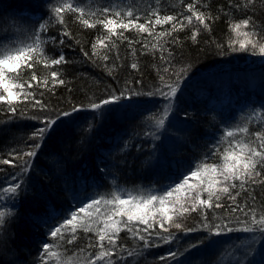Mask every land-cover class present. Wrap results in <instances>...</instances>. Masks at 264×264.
I'll return each mask as SVG.
<instances>
[{"label":"snow or ice","instance_id":"obj_1","mask_svg":"<svg viewBox=\"0 0 264 264\" xmlns=\"http://www.w3.org/2000/svg\"><path fill=\"white\" fill-rule=\"evenodd\" d=\"M81 3L83 0H45L47 19L42 16L26 31L11 35L0 33L3 36L0 39V120H3L0 130L19 120L36 121L39 125L17 142L22 146L12 147L6 154L0 151V174L7 171L2 166L14 170L0 182V201L18 196L23 186L21 180L23 177L30 179L34 158L46 140L74 113L90 110L94 120H102L121 109L141 105L145 102L143 98H152L160 107L144 117L148 130L143 135L146 139H159L156 133L175 113L181 82L189 70L187 66L176 69L173 53L165 44L178 45L180 41L174 33L187 27H191L190 39L195 43L202 30H211L209 22L217 19L201 10L205 7L203 0L188 3L181 0L182 11L163 15L158 6L160 0H156L157 7L146 11L143 23L139 22L142 17L131 7L121 9L112 4L86 9ZM253 3L254 0H244L234 7L246 9ZM66 14H76L75 20L84 29L101 26L107 33L97 36L91 44V55L81 48L89 60L108 61L109 55H101L100 50H115L117 45L113 37L121 42L128 40L132 46L140 41L130 40L125 32L146 33L142 50L161 53L158 80L152 88H135L129 80L122 89L106 91L101 98H90L86 105H73L68 110L45 103L42 98L46 92L54 93L56 86L65 84L59 66L68 61L62 51L58 56L49 55L48 47L60 48L66 43L63 37L72 38ZM54 23L63 26L59 39L49 35ZM164 25L170 27L157 31V26L163 29ZM228 28L234 37L228 41L229 51L264 57V27L245 16L232 20ZM217 47L223 48V45ZM38 65L49 69V75L38 76ZM138 67L137 63L131 64L132 69L138 70ZM113 71L114 67L109 68V75ZM134 83L142 82L136 80ZM40 88L44 91L37 93ZM252 124L259 125V130H250ZM93 127L90 121L88 130ZM179 175L178 180L158 187L128 190L116 186L107 194L77 200L55 224L49 225L50 240L42 242L36 264H139L145 250L171 245L177 233L195 232L207 233V237L183 251L169 247L165 254L158 256L160 264H189L188 256L193 249L219 243L211 238L232 233L247 234L229 253L230 256L239 253L235 264H245V261L255 264L247 258L258 242L260 250L264 249V203L258 202L254 194L256 187L264 188V109H254L243 125L226 129L210 156ZM242 193L247 196L242 197ZM218 209L222 212L218 213ZM192 213L198 214L199 221L187 226L185 221ZM6 217L14 219V212L0 209V228L7 223ZM121 233L125 235L122 237ZM82 240L86 243H78ZM129 240L131 246L125 247ZM260 264H264V259Z\"/></svg>","mask_w":264,"mask_h":264},{"label":"trees","instance_id":"obj_2","mask_svg":"<svg viewBox=\"0 0 264 264\" xmlns=\"http://www.w3.org/2000/svg\"><path fill=\"white\" fill-rule=\"evenodd\" d=\"M143 1L147 3L141 0H128L121 9L133 8L134 12L142 17L139 22L143 23L146 11L150 7H157L156 0ZM183 2L188 3L191 0H183ZM203 2L205 7L201 10L217 17L209 22L211 30H202L194 43L190 39L192 29L187 27L184 31L174 33L180 41L178 45L165 44V47L173 53L176 69L185 66L189 69L181 82L180 92L189 82L186 77L191 72H203L208 68L222 70L226 67L233 70L246 69L248 56H254L249 52H231L227 47L232 36L228 25L232 20L250 16L257 26L264 27V0H254V3L246 9L234 7L236 3L243 4L244 0H231V3L230 0H203ZM89 5L92 6L83 2L80 6L87 9ZM158 6L162 15L182 11L181 0H160ZM75 15L66 14L65 17L72 38L63 37L66 43L60 48L51 45L48 47L49 55L58 56L62 51L68 62L59 66L65 84L56 86L54 93L46 92L42 98L45 103L50 107L68 110L73 105H86L90 98H101L106 91L122 89L129 80L133 81L132 86L135 88L143 90L152 88L158 80L157 68L161 66V53L142 50L146 33L140 34L135 30L125 32V36L130 40L140 41L132 46H129L128 40L121 42L113 37L117 48L113 51L100 50L101 55H109L108 61L95 58L89 60L83 55L81 48L91 55V44L97 36L107 33L101 26L96 29H84L75 20ZM62 27L58 24L50 26L49 35L59 39ZM169 27L170 25H164L161 29L157 26V31ZM218 44L223 45V48H218ZM133 49H135L134 54ZM132 63L138 64V70L131 68ZM113 67L114 71L109 75V68ZM36 71L41 77L50 73V70L45 69L43 65H38ZM255 79L260 80L257 89L259 94L248 98L249 107L245 113L239 116H228L221 112L218 115L203 114L202 117L193 118V121L184 113L179 114L181 119L178 121H182L184 125L173 130L165 125L157 131L159 139L156 140L144 137L143 133L148 130L146 127L148 122L145 121L144 116L136 115L132 118L125 116L122 112L127 109H121L102 120H94L90 110H83L74 113L72 118H65L66 123L51 134L38 156L34 158L30 179L22 178L23 186L18 196L0 201V209L7 208L14 212V219L6 217L7 223L0 228V264H36L42 242L50 240L47 235L49 225L55 224L71 208L72 198L76 195L90 191L107 194L116 186L128 190L138 187L147 189L178 180L180 173L211 155L217 145V136L222 135L224 129L243 125L254 109H264V77L259 74ZM136 80L142 83L135 84ZM36 91L39 93L44 89L40 88ZM90 121L94 124L91 131L88 130ZM2 123L3 120H0V124ZM34 126H39L36 121L19 120L0 130V151L6 154L10 148L22 146L17 142L33 131ZM250 130H259V125H250ZM126 143L128 147H125ZM108 164L111 167L109 172L105 170ZM2 167L7 171L0 174V182L5 180L8 172L14 171L9 166ZM254 194L258 202L264 203V188L256 187ZM243 196H247V193H242ZM216 211L222 212L219 209ZM198 221V214L192 213L185 223L187 226H194ZM79 235L83 237V233ZM124 235L121 233L122 237ZM246 235L232 233L227 236L212 237L213 240L225 239L226 242L233 241V243L221 249L212 248V251L211 248L206 247L213 244L201 245L198 249H193L189 256L195 264H235L239 256H230L229 253ZM206 237L207 233L202 232L177 233V239L171 245L145 250V255L139 258V264H160L158 256L165 254L169 247L172 250L183 251L188 245ZM78 243H86V241L82 240ZM129 246H131L130 240L125 242V247ZM260 248L261 245L257 243L247 259L260 264L264 259V249L260 250ZM195 251L197 255L201 253L202 257L198 258ZM225 254L228 255L224 256Z\"/></svg>","mask_w":264,"mask_h":264},{"label":"bare ground","instance_id":"obj_3","mask_svg":"<svg viewBox=\"0 0 264 264\" xmlns=\"http://www.w3.org/2000/svg\"><path fill=\"white\" fill-rule=\"evenodd\" d=\"M147 1L152 2L154 0ZM83 2L90 3L92 6L114 4L119 8H124L128 0H83ZM141 2L147 3L143 0ZM47 12L45 0H0V33L8 32L11 35L26 31L32 27L33 22L40 20L42 16L47 19ZM21 18H24L23 22H20ZM51 26H56V24L54 23ZM2 38L3 36L0 35V39ZM263 71L264 69L262 71L261 69H252L250 72L262 75ZM244 72H246L244 68L233 70L229 67L222 70L221 68H208L203 72H191L186 77L189 82L181 92H178L177 108L173 116L169 117V121H166V127L173 130L184 125L182 121H178V119H181L179 114L183 115V113L193 121V118L202 117L203 114L218 115L221 112L225 115L233 116L246 108L247 105L249 107V104H247L248 98L259 94L256 89L257 85L254 87L253 83H259L260 80H256L251 76L252 78L250 77L247 81L248 86H242L241 82L236 83L242 81L240 74ZM262 77L264 76L262 75ZM144 100L145 102L141 105L129 108L127 109L128 111L126 110L122 114L131 118L136 115L145 117L160 107L158 102L150 98ZM131 121L135 120L131 119ZM217 241L219 243L207 245L206 248H224L228 244L233 243V241L226 242L225 239ZM195 254L198 258L202 257L201 253L197 255L195 251ZM188 262L189 264H195L190 256H188Z\"/></svg>","mask_w":264,"mask_h":264},{"label":"rangeland","instance_id":"obj_4","mask_svg":"<svg viewBox=\"0 0 264 264\" xmlns=\"http://www.w3.org/2000/svg\"><path fill=\"white\" fill-rule=\"evenodd\" d=\"M24 21V18H21V20H20V22H23ZM232 38H234L233 36H231V39ZM264 63V57H260V56H254V57H249L248 59H247V61H246V64L245 65H247V69H249L250 71L252 70V69H261V71L264 69V67H262L261 65H264L263 64ZM247 69H244V71H246V72H244V73H242V74H240V76L242 77V81H238V82H236V83H240L241 82V85L242 86H248L247 85V81L249 80V78L251 77V76H253L254 78L256 77V74H253L252 72H250L249 70H247ZM253 74V75H252ZM263 76H264V71H263V74H262ZM252 78V77H251ZM255 85H257V88L256 89H259V83H257L256 82V84L255 83H253V86L254 87H256ZM248 106V105H247ZM246 106V108H244V111H242V113L241 114H243V113H245V111L248 109V107ZM240 114V115H241ZM126 123H124V125H125ZM226 129H224L223 130V132L225 131ZM220 137H221V135L220 136H217V139L216 140H219L220 139ZM107 141H110V140H107ZM109 169H111V167H110V165L108 164L107 165V167H105V170L107 171V172H109L108 170ZM108 175H109V173H108ZM110 179V178H109ZM110 181L112 182V180L110 179ZM96 195H98V193H95V192H93V191H90V192H87V193H82V194H79V195H76V196H74L73 198H72V203L74 204V203H76V201L77 200H84L86 197H91V196H96ZM258 244H260L259 242H258ZM261 245V244H260ZM221 249V248H220ZM219 249V250H220ZM211 251H212V248H211ZM228 254H225L224 256H227ZM237 256H239V253H237L236 254V256L235 257H237Z\"/></svg>","mask_w":264,"mask_h":264}]
</instances>
